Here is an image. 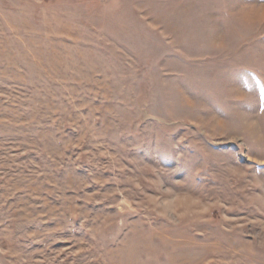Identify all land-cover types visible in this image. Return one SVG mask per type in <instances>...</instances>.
I'll use <instances>...</instances> for the list:
<instances>
[{"label": "rangeland", "instance_id": "obj_1", "mask_svg": "<svg viewBox=\"0 0 264 264\" xmlns=\"http://www.w3.org/2000/svg\"><path fill=\"white\" fill-rule=\"evenodd\" d=\"M264 4L0 0V264H264Z\"/></svg>", "mask_w": 264, "mask_h": 264}, {"label": "snow or ice", "instance_id": "obj_2", "mask_svg": "<svg viewBox=\"0 0 264 264\" xmlns=\"http://www.w3.org/2000/svg\"><path fill=\"white\" fill-rule=\"evenodd\" d=\"M259 3L264 4V0H258ZM261 98H264V89H261L260 93H259Z\"/></svg>", "mask_w": 264, "mask_h": 264}, {"label": "crops", "instance_id": "obj_3", "mask_svg": "<svg viewBox=\"0 0 264 264\" xmlns=\"http://www.w3.org/2000/svg\"><path fill=\"white\" fill-rule=\"evenodd\" d=\"M255 1H258V0H255Z\"/></svg>", "mask_w": 264, "mask_h": 264}]
</instances>
